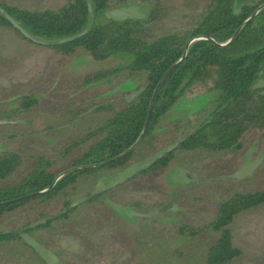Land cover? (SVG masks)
Returning a JSON list of instances; mask_svg holds the SVG:
<instances>
[{
    "label": "trees",
    "instance_id": "obj_1",
    "mask_svg": "<svg viewBox=\"0 0 264 264\" xmlns=\"http://www.w3.org/2000/svg\"><path fill=\"white\" fill-rule=\"evenodd\" d=\"M54 2L58 5L53 8L26 9L0 0L1 9L27 33L47 42L46 44L34 43L22 36L1 14L0 28L8 30L15 39L20 40L21 47L32 45L45 49L47 65H52L57 58H73L80 53L92 60L117 58L119 63L109 68L89 71L82 77L70 80L67 89L73 95H68L64 102H59L58 108L53 106L54 111H41L42 115L49 114L56 119L46 123L43 128L36 126L31 130L44 131L46 134L49 130L58 131L68 127L77 130V133L73 131V134L76 133L75 137L69 141L57 139L56 146L60 147L49 153L46 150L35 153L27 151L25 155L20 150L0 153V182L6 179L0 183V201L45 189L56 175L62 173L45 192L0 205V219L7 218L10 212L18 211L20 216L26 218L22 227H27L35 220L47 216L41 203L55 200L60 203L58 211H65L57 218L32 229H59L74 236V230L68 229L66 225H75L73 215L87 207L86 204L90 205L99 194L83 204L67 208L71 202L69 196L77 186V179L86 175L93 177L92 174L98 169H119L134 154L139 153V148L151 147L160 133V122L171 119L172 113L183 104L185 94L197 86H204L210 98L190 118L172 119L166 134L170 138L165 144L167 146L179 140L177 146L154 159L150 165L120 185H126L131 180L142 183L137 180L145 173L166 168L174 157L180 156L175 161L185 160V153L191 151L221 156L234 153L238 157L244 141L264 137V83H257L260 76H264L261 73L264 67V6L240 27L228 43L223 46L214 43L228 40L257 6L264 4V0ZM87 3L91 7V14ZM131 3L144 8V14L110 17L105 13L112 8H125ZM84 28L87 31L71 41L60 44L55 42ZM190 40L192 41L183 58L169 70L157 88L138 144L124 156L107 164L82 167L109 159L135 141L142 129L155 85L165 71L181 57L185 44ZM56 74L52 76V83L57 80ZM126 81L135 84L121 88L120 85ZM59 84L52 90L64 88L63 82ZM133 92H136L135 95L129 97ZM16 101L17 107L12 109L13 113L19 112L24 116L38 110L39 106L32 92L20 94ZM30 108L32 111H29ZM3 111L2 107L0 112ZM46 116L44 117L47 118ZM88 116L91 117L88 123L77 127V122ZM31 120L27 118L26 124ZM4 133L5 136L2 134L0 138L16 136L9 130ZM59 158L62 160L61 167L55 168ZM78 166L75 170L65 172ZM231 180L236 185L226 190L224 199L217 201L211 221L193 227L190 222L183 220L180 221L181 230L176 231L186 241L197 236L198 232H207L209 228L216 231L215 240L207 246L203 255L207 264H223L237 255L239 250L232 245L228 224L237 213L264 203V188L245 192L237 186L238 180ZM228 181L230 179L213 184L221 185ZM30 214L33 218L28 217ZM32 229L27 228L25 231L30 233ZM148 237L150 240L155 238L152 233L147 236L145 232H141L137 240H133L138 253L145 250V245H149ZM16 239L36 255L18 234L0 230V242ZM173 251L182 255L178 248ZM167 252L172 250L166 251L164 248V253ZM151 254L160 257L159 252L151 251ZM60 257L79 258L71 254ZM168 260L174 259L169 257ZM72 261L74 262L73 259ZM79 261L88 264L89 258H80Z\"/></svg>",
    "mask_w": 264,
    "mask_h": 264
},
{
    "label": "rangeland",
    "instance_id": "obj_2",
    "mask_svg": "<svg viewBox=\"0 0 264 264\" xmlns=\"http://www.w3.org/2000/svg\"><path fill=\"white\" fill-rule=\"evenodd\" d=\"M4 1L8 5L26 9L53 8L58 5L54 0ZM123 9L129 10L134 16L145 12L144 8L132 3ZM7 31L3 27L0 28V109L5 108L0 112V122L16 120V123L6 122L3 126L0 125V134L9 130L16 136L0 138V153L5 150H20L23 153H26L25 150L29 153L46 150L49 153L60 147L56 146L57 139L69 141L76 136L77 130L65 127L58 131L49 130L46 134L44 131H31L36 126L43 128L46 123L56 119L49 114L42 115V109L54 111L58 108L59 102H64L68 95H73L67 89L70 80L82 77L92 70L109 68L119 63V60L117 58L92 60L80 53L73 58H57L52 65H47L45 49L32 45L21 47L20 40L15 39ZM55 74L57 80L52 83V76ZM60 82H63L64 88L60 89V87L57 91H53L52 88L56 85L58 87ZM257 83H264V76H260ZM131 84L135 82L126 81L120 87L128 88L133 86ZM26 92L34 94L36 104L39 106L38 110L28 112L24 116L19 112L13 113L14 110H10L9 107L12 105L16 107V98ZM209 98L210 94L205 91L204 86L195 87L190 93L185 94L183 104L172 111L171 119L160 122L161 127L158 130L160 133L151 147L139 148V153L134 154L119 169H98L92 174L93 177L86 175L77 179V186L69 196V200L74 201L91 192H96L93 196L99 194L90 205L86 204L87 207L73 215L75 225H66L68 229L74 230V236L59 229L31 228L30 233L25 231L46 248L51 258L50 262L45 263L16 239L0 242V264H84L79 261L80 258H89L88 264H207L203 255L207 246L215 240L216 231L209 228L207 232H198L197 236L187 241L176 231L181 230L180 225L183 220L190 222L193 227L211 221L217 201L224 199L227 195L226 190L236 185L231 180L233 178L226 175L243 165L252 163L264 146V137L244 141L238 157L234 153L221 156L191 151L185 153V160L175 161L174 159L180 156L174 157L166 168L145 173L137 180L142 183L138 184L131 180L126 185L120 184L137 174L142 165L150 161L152 155L166 147L165 142L170 138L166 134L173 118H190L192 113H195ZM29 111H32V108ZM27 118L32 119L28 124L25 122ZM90 119L89 116L80 119L77 127L86 125ZM73 131L76 133L73 134ZM3 135L5 136V133ZM44 141L47 143L45 144ZM150 150L151 152H148ZM61 164L62 160L59 158L54 167L60 168ZM127 175L128 177L125 178ZM223 175L225 176L223 179L195 184ZM226 179L230 181L221 185L213 184ZM117 181L120 182L115 184ZM238 181L237 186L239 185V188L245 192L263 189L264 157L252 172ZM183 186L186 188L175 195L171 209L156 212V209L166 203L174 191ZM160 192L164 194L161 195ZM83 203L85 201L80 204ZM41 205L47 216L59 212L60 203L55 200L45 201ZM28 217L33 218L31 214ZM25 219L18 214V211L10 212L7 218L0 219V230L23 228ZM228 228L232 245L239 252L223 264H264V203L234 215ZM143 231L147 236L148 233H152L155 238L150 240L148 237L149 240H146L149 245L144 246L145 251L137 253L136 248H133L135 246L133 240ZM16 234L20 237L19 233ZM164 248L172 252L165 254ZM174 248H178L182 255L173 251ZM151 251L159 252L160 257H155L156 254H151ZM64 254L77 255L79 258L60 257ZM169 257L174 260H168Z\"/></svg>",
    "mask_w": 264,
    "mask_h": 264
},
{
    "label": "water",
    "instance_id": "obj_3",
    "mask_svg": "<svg viewBox=\"0 0 264 264\" xmlns=\"http://www.w3.org/2000/svg\"><path fill=\"white\" fill-rule=\"evenodd\" d=\"M264 6V4H260L257 6V8L240 24V26L236 29V31L233 33V35L226 41L222 42V43H217V42H214L216 45L218 46H223L225 45L226 43H228L238 32V30L240 29V27L246 23L251 17H253L255 15V13L262 7ZM87 9H88V12L89 14H91V7L89 5V3H87ZM106 15L110 16V17H128V16H134V14L132 12H130L129 10L127 9H123V8H113V9H109L107 10L106 12ZM0 14L9 22V24L15 28L22 36H24L25 38L31 40L32 42L34 43H38V44H46L47 42L45 41H42V40H39L33 36H31L29 33H27L6 11H4L3 9L0 8ZM87 31V28H84L82 29L81 31H79L78 33L76 34H73V35H70V36H67V37H63V38H60L58 40H56L55 42L60 44V43H64V42H68V41H71L81 35H83L85 32ZM193 40V39H192ZM190 40L188 43L185 44V47H184V52L183 54L181 55V57L175 62L173 63L166 71L165 73L162 75V77L160 78V80L157 82V84L155 85L153 91H152V95L150 97V100H149V103H148V107H147V112H146V116H145V120H144V123H143V126H142V129L138 135V137L135 139V141L130 145L128 146L124 151H122L121 153L109 158V159H106V160H103V161H100V162H97V163H92V164H87V165H84L82 167H99V166H102L104 164H107L111 161H113L114 159L116 158H120L122 156H124L125 154H127L128 152H130L139 142V140L141 139L143 133H144V130H145V127H146V124H147V119H148V116H149V112H150V109H151V104H152V100H153V97H154V94L157 90V88L159 87L160 83L162 82L163 78L166 76V74L169 72V70L177 63L179 62V60H181L183 58V56L185 55V51L189 45V43L192 41ZM261 73L264 74V67L261 69ZM136 92H133L129 95V97L135 95ZM179 143V140L173 142L172 144L170 145H167L166 147H164L159 153H157L153 159H150V161H148L147 163H145L144 165H142L141 169L142 168H145L146 166L150 165V163L154 160V159H157V158H160L162 155H164L165 153H168L170 152L172 149H174L177 144ZM264 157V146L259 150L256 158L254 159V161L248 165H243L242 167L238 168L237 170L233 171L232 173H230L229 175H226L228 177H231L233 179H241L243 176H246L247 174H249L250 172H252L259 164L260 162L262 161ZM76 168H79L78 167H72V168H69L67 171L65 172H68V171H72V170H75ZM139 169V170H141ZM64 173V172H63ZM62 175V173H59L58 175H56L53 180L51 181L50 185L45 188V189H42L40 191H37V192H33V193H29V194H26V195H23V196H20L18 198H15V199H11V200H7V201H0V205L2 204H9V203H12L16 200H22V199H25L27 197H31V196H34V195H37V194H40V193H43L45 192L47 189H49L56 181L57 179ZM192 177V175H190ZM128 177L125 176V178ZM225 176H217V177H213V178H209L205 181H200V182H196L195 184H204L206 182H212V181H215V180H219V179H223ZM124 178V179H125ZM123 179V180H124ZM120 181H117L115 184L119 183ZM189 186V185H188ZM186 186H183L181 187L180 189H178L177 191H175L173 194H171L169 200L164 203L163 205H161L160 207H158L156 209V212H162L164 210H169L172 208L173 204H172V201L175 197V195L180 192L181 190L185 189ZM103 190V189H102ZM96 192H91L83 197H80L74 201H71L67 208H73L75 207L76 205L90 199L91 197H93V195H95ZM65 210H62V211H59L57 213H54L52 215H48L46 217H42L40 219H37L36 221H34L31 225L27 226V227H23V228H13V229H9L8 232L9 233H19L20 234V238L21 240L31 249L33 250L37 256H39L45 263L47 262H50L51 258L49 256V253L48 251L46 250L45 247H43L39 242H37L34 238H32L29 234H27L25 232V230L27 228H34L36 226H39V225H42L48 221H51L55 218H57L60 214H62Z\"/></svg>",
    "mask_w": 264,
    "mask_h": 264
},
{
    "label": "flooded vegetation",
    "instance_id": "obj_4",
    "mask_svg": "<svg viewBox=\"0 0 264 264\" xmlns=\"http://www.w3.org/2000/svg\"><path fill=\"white\" fill-rule=\"evenodd\" d=\"M16 107H17V105H16ZM16 107H15V105H12V106L9 107V109L12 110V109H15ZM3 108H4V107H3ZM4 109H5V108H4ZM1 122H2V121H1ZM1 122H0V125L3 126L4 124H6V122H7L8 124H15V123H16V120H14V121H10V120L7 121V120H5L4 122H2V123H1ZM6 131H7V130H6ZM2 134H4V131L1 132L0 135H2ZM12 151H15V150H10V151H6V150H5V151H3V152H12ZM24 152L27 153V151H24ZM26 153H23V152H22L23 155H25ZM9 179H10V178H9ZM176 191H177V190H176ZM174 192H175V191H174ZM174 192H173V193H174ZM173 193H172V194H173ZM170 196H171V195H170ZM170 196H169V198H170ZM168 200H169V199H168ZM139 206H142V204H139ZM157 218H158V216H157ZM143 232H144V231H143ZM135 239L137 240V236H136V238H134V240H135ZM142 244H143V243H142ZM133 248H134V246H133ZM143 249H145V248H143ZM136 250H137V253H138V249H137V248H136ZM144 251H145V250H144ZM144 251H142L141 253H143Z\"/></svg>",
    "mask_w": 264,
    "mask_h": 264
}]
</instances>
